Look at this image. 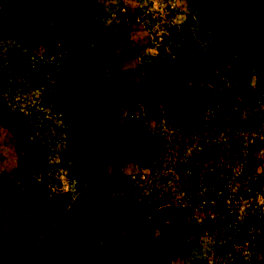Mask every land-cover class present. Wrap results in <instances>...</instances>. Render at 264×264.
I'll return each mask as SVG.
<instances>
[{
    "label": "rangeland",
    "instance_id": "rangeland-1",
    "mask_svg": "<svg viewBox=\"0 0 264 264\" xmlns=\"http://www.w3.org/2000/svg\"><path fill=\"white\" fill-rule=\"evenodd\" d=\"M253 5L261 15L247 37L240 25L247 5L237 0H0V67L10 83L4 93L28 112L46 145L40 159L29 137L0 125V264H227L209 236L182 250H150V232L127 210L141 198L180 202L204 182L212 188L218 167L223 185L247 201L238 211L264 244V181L256 176L264 172V110L247 111L244 148L211 156L205 178L175 165H185L197 145L230 142L226 131L237 119L226 116L219 133L213 116L171 129L160 102L162 92H173L174 77L201 62L219 71L220 93L230 79L256 88L252 60L264 44V0ZM12 7L31 12L35 29L5 21L1 11ZM53 23L60 52L25 45ZM211 104H219L216 97ZM136 123L166 142L154 151L160 157L129 147ZM215 216L202 203L192 214L199 222ZM251 241L244 242L245 264H264L263 244L254 252Z\"/></svg>",
    "mask_w": 264,
    "mask_h": 264
},
{
    "label": "trees",
    "instance_id": "trees-1",
    "mask_svg": "<svg viewBox=\"0 0 264 264\" xmlns=\"http://www.w3.org/2000/svg\"><path fill=\"white\" fill-rule=\"evenodd\" d=\"M245 1L237 0V4L243 7L247 5V12L243 14L244 17L240 21V25L243 29L241 35H247L248 37L255 31V25L252 21L254 22L256 18H259L261 13L253 5L255 0ZM1 16L9 23L35 29L31 22V19H33L32 13L27 10L14 7L7 8L1 11ZM47 26H49V30L42 28L43 30L39 33H33L32 41L41 43L49 51L60 52V45L63 44L58 29L60 25L53 23L47 24ZM207 65L209 66L210 64L201 62V64L191 68L192 74L174 77L171 82L173 92L169 90L168 94L163 92L160 94V97H163L160 102L165 112L166 122L172 125L171 129H176V127L181 125L185 126L187 125L186 123H193L198 127L207 122L209 117L213 116L214 124L216 125L217 123L219 127L216 132L219 133L223 130V119L226 116L233 117L231 120H238L233 123L234 127L230 126L229 131H226L227 135H229L227 138L231 137L230 142L226 143L225 139H223L216 145L208 147L202 144L197 145L193 147V151L187 158L185 165L184 163L175 165L183 172L184 169H198L202 171L205 178H209L206 174L208 167L211 168L205 162L208 160L213 161L214 159L211 156L216 157L218 154L225 152L228 146H232L234 149L244 148L247 111L257 114L264 110V44L260 46L252 60V66L256 70L258 77L256 88L247 89L245 84L238 83V79H230L229 83L226 84L224 82L223 85L228 91L220 93L218 91V85H221L220 73L217 70L210 69ZM16 75L21 77L25 73L18 72ZM7 77L5 68L0 67V125L14 128L21 135L29 137L30 152L43 159V155L46 153V145L42 138L35 135L37 129L30 121V115L27 111L25 112L13 106L4 93L5 86L10 84L7 81ZM180 77L181 81L178 79ZM9 78L12 79L13 77ZM176 84H181V87H177ZM169 89L171 88L169 87ZM165 91L167 92V90ZM249 94L252 97L249 98V103H247ZM215 97L219 101L217 106L215 105L216 103L211 104V106L206 105L212 102ZM206 106H209L211 111L208 110L207 112ZM250 123L251 125L253 124V122ZM232 127L235 130H232ZM132 129L129 136V147L137 150L139 155L144 158L156 159L160 157V152L156 154L154 151L156 149L161 150V145L166 142L160 138L159 133L141 127L139 123H136ZM200 130L193 129L192 131L198 133ZM168 153L170 154V152ZM194 162L197 163L194 164ZM245 167L243 166V169ZM220 172L222 170L218 167L214 173L216 181H213L212 188H207L208 183L204 182L206 187L202 190H189L180 202L167 200L161 203L158 199H155L154 203H149L142 198L136 203L129 202L131 207H128L127 210L131 215L139 217L137 222L141 231L143 233L150 232L149 234H144L149 238L150 250H182L191 242H199L202 237L209 236L215 242L213 247L215 255L225 256L227 264L229 260L233 262L232 264H245L246 259H244L242 254L243 248L246 246L244 242L247 240L255 242V247L250 246V251L254 252L261 246V243L263 244V242L257 240L258 234L252 225H247L245 212L243 214L238 211L241 206H246L247 209V201H242L240 191H231L223 185L225 182L220 181L222 179L219 175ZM242 174L245 178L244 180L247 181V169ZM261 175L262 177H260ZM261 175L256 176L264 181V172ZM190 185H193L191 177ZM201 203L202 206L210 207L216 213V216L205 217L201 222L197 218H193L192 214L195 207H198ZM239 214L243 218L239 217ZM261 236L264 238V231Z\"/></svg>",
    "mask_w": 264,
    "mask_h": 264
},
{
    "label": "crops",
    "instance_id": "crops-1",
    "mask_svg": "<svg viewBox=\"0 0 264 264\" xmlns=\"http://www.w3.org/2000/svg\"><path fill=\"white\" fill-rule=\"evenodd\" d=\"M6 31H8V30H10V27H7L6 29H5ZM26 41H27V43L25 44L27 47H33V43H35L36 45L38 44L37 42H35V41H32L30 38L28 39V38H26ZM39 45V44H38ZM24 48H26V47H24Z\"/></svg>",
    "mask_w": 264,
    "mask_h": 264
}]
</instances>
